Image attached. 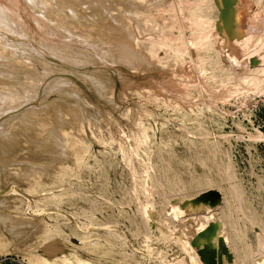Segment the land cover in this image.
<instances>
[{
  "label": "rangeland",
  "instance_id": "1",
  "mask_svg": "<svg viewBox=\"0 0 264 264\" xmlns=\"http://www.w3.org/2000/svg\"><path fill=\"white\" fill-rule=\"evenodd\" d=\"M58 1L52 6L55 10L46 11L49 19L55 15L47 23L33 17L36 14L24 3L18 9L26 24L46 26L45 36L66 32L73 36V48L93 42L99 49L88 51L92 57L87 62H65L62 56L37 60L41 76L31 72L32 66L19 69L18 81L25 83L20 87L14 79L0 77L1 90H11L19 98L14 107L12 101L6 103L12 108L4 107L0 117V141L5 139L0 144V255L25 264H193V256L196 264H207L209 254L212 262L221 254L229 256L231 264H258L256 260L264 257V90L252 91L254 82L247 77L254 68L235 70L216 46L212 29L219 16L216 2L134 0L139 10L132 12L136 2L130 0ZM262 1L254 0L239 15L237 22L247 36L264 38ZM100 9L109 10L103 14ZM124 36L128 42L135 40L130 42L133 48ZM116 37L122 39L124 52L115 50ZM100 49L102 53L96 52ZM186 69L195 78L204 74L205 83L191 87ZM54 80L69 81L56 89L50 86ZM218 85L221 90L213 89ZM50 132L62 134L57 137L64 140H58L60 144L66 146L67 138L73 144L66 149L55 145ZM211 188L219 191L220 201L212 219L201 218L204 226L196 236L202 240L200 246L183 229L181 222L187 217L178 218L169 210L175 199L195 198ZM148 200L159 224L145 217Z\"/></svg>",
  "mask_w": 264,
  "mask_h": 264
},
{
  "label": "bare ground",
  "instance_id": "2",
  "mask_svg": "<svg viewBox=\"0 0 264 264\" xmlns=\"http://www.w3.org/2000/svg\"><path fill=\"white\" fill-rule=\"evenodd\" d=\"M60 1V0H59ZM58 1V2H59ZM73 1V0H72ZM71 1V2H72ZM90 1V0H89ZM92 2H93V0H91ZM98 1V0H97ZM101 1V0H100ZM103 1V0H102ZM111 1H114V0H111ZM123 1V0H122ZM128 1V0H127ZM126 1V2H127ZM131 2L132 1H134V0H130ZM127 2V5H129V3H131V2ZM149 1V0H148ZM151 1V0H150ZM158 2H159V0H157ZM162 1V0H161ZM161 1H160V3H161ZM166 1V0H165ZM232 1V2H231ZM214 0V2H216L215 4H216V6H217V8H218V10H219V16H218V19H216L215 20V22L213 23V32H214V35L217 37V43H216V46L218 47V49L221 51V54H223V55H227V57H228V59L230 60V62L233 64V66H234V68H235V70H238V68H241V67H243V68H254V69H251V73L250 74H248L249 75V77H247V79H248V82L250 83V82H254L253 83V90L252 91H255V93H256V91L257 92H261L262 90H264V71H263V68H264V38L262 37V36H260V34L257 36H255V35H252V37L251 36H247V30L245 31L244 30V26H240L239 24H238V22H237V20H239V15L240 14H244V12L246 13V7H248L250 4H251V2H254V0H241V1H236V3H237V7H236V5H233V0ZM259 1H262V0H259ZM70 2V3H71ZM76 2V1H75ZM83 1H81L80 2V4L82 3ZM99 2V1H98ZM114 2H117L116 0L114 1ZM134 2H136V1H134ZM157 2V3H158ZM234 2H235V0H234ZM258 2V1H257ZM257 2H255L254 4H255V6L258 4ZM20 3H24L23 5L24 6H26L27 8H29L30 10H32V12L34 13V14H36V15H33V17L34 16H38L39 17V20L40 21H44L45 23H47L48 21H50V19H52V18H54V13L53 12H55V11H51V13L54 15L52 18H48V15L46 14L47 12L46 11H48V9H52L53 7H54V4H55V0H0V29H1V31L0 32H4L3 34H2V36H0V49H1V53H0V55L2 54V53H4V52H8L7 54H9V55H7V56H5L4 54H3V56L1 55L0 56V77H7V78H9V79H14V82H15V84H20L21 82L20 81H18V76H17V72H19V76H20V71H19V69H24V68H26V67H28V66H32L33 68H31V72L33 73V74H36L37 73V75L38 76H41V74L40 73H38L37 71L39 70L38 69V67L35 65V61H37V60H39L40 62H42L46 57H48V56H54V57H57V56H62L63 58V60L66 62V61H70V60H73L74 62H76L77 60L79 61L80 60V62H81V60H85L84 62H87V61H90L91 59L90 58H88V57H92V56H90L91 54H89L90 52H88V51H95L96 50V47H98L99 45L97 44V42H96V44H97V46L95 45H92V43H90V44H86V43H84L83 44V46L84 45H89L86 49L83 47V46H81V47H83V49L85 50V51H87V52H85L84 53V50H79L78 51V49H76L75 47H77V46H75L74 45V48L72 47L73 46V44L71 45V37L73 38V36H70V37H68L67 36V34H66V32H65V34H63V33H61V31L59 32V29H58V32L60 33V34H55V32H54V34H55V36L53 35V34H51L49 31V33L51 34V35H49V36H45V30L44 29H46V26H44L45 28H43L42 26V29L44 30V32L42 33V29L41 28H38V27H40L39 25H41L42 23H40V24H38L36 21V23H37V25L38 26H35L34 24V26L32 25V24H29V22L26 24L25 22H24V20H23V18L21 17V15H23V14H20V13H22V12H19V10L20 9H18V6H19V4ZM60 3H61V1H60ZM63 3H67V1H65V2H63ZM77 3V2H76ZM75 3V4H76ZM97 3V2H96ZM101 3V2H100ZM150 3V2H149ZM156 3V4H157ZM159 3V4H160ZM235 3V4H236ZM257 3V4H256ZM259 3H261V2H259ZM73 4V3H72ZM78 4V3H77ZM83 4V3H82ZM95 4V3H94ZM114 4V3H113ZM136 4L137 5V2L136 3H132L131 5L133 6V7H131L132 8V12H136V10L138 11L139 10V6H134V5ZM152 4V3H151ZM162 4H165L164 3V1H163V3H161V5ZM64 5V4H63ZM65 5H67V4H65ZM96 6H97V4H95ZM102 5V4H101ZM105 5H107V4H105ZM144 5V4H143ZM262 8L264 9V0L262 1ZM23 6V7H24ZM53 6V7H52ZM69 8H70V6L72 7V5H70V4H68L67 5ZM100 6V5H99ZM104 6V5H103ZM147 6V5H146ZM158 6V5H157ZM162 6H164V5H162ZM22 7V6H21ZM52 7V8H51ZM75 6H73L72 8L73 9H75L74 8ZM101 8H102V6H100ZM107 7V6H106ZM111 7V6H110ZM143 7V6H142ZM25 8V7H24ZM23 8V9H24ZM63 8H64V6H63ZM65 8H66V6H65ZM105 8V7H104ZM103 8V9H104ZM108 8H109V6H108ZM148 8V7H147ZM29 9H26V10H29ZM54 10H55V8H53ZM58 9L59 8H57L56 10L58 11ZM71 9V8H70ZM146 9V8H145ZM49 10V11H50ZM96 10V9H95ZM95 10H93V11H95ZM107 10H109V9H107ZM107 10H105V11H102L101 9H100V11H102L103 12V14L104 13H106V11ZM131 10V9H130ZM249 10V9H248ZM261 10V9H260ZM21 11V10H20ZM24 11V10H23ZM72 11H74V10H72ZM78 11V10H77ZM76 10H75V12H77ZM97 12L99 11V10H96ZM95 11V12H96ZM128 11V10H127ZM28 12V11H27ZM31 12V11H30ZM61 12V11H60ZM60 12H59V14H60ZM79 12V11H78ZM78 12L76 13V14H78ZM110 12V11H109ZM250 12V11H249ZM254 12L255 13H259V9H256V10H254ZM24 13V12H23ZM62 13V12H61ZM63 13H66V11L65 12H63ZM69 13H70V11H69ZM68 13V14H69ZM82 13V12H81ZM101 13V12H100ZM108 13V12H107ZM106 13V14H107ZM147 13V12H146ZM145 13V14H146ZM254 13V14H255ZM28 14V13H27ZM49 14V13H48ZM55 14H58V13H55ZM73 14H74V16L76 15L74 12H73ZM97 14V13H96ZM102 14V13H101ZM102 14V15H103ZM129 15H130V13H128ZM136 14V13H135ZM148 14V13H147ZM25 15H26V11H25ZM66 15L67 14H65V20L63 21V23H65V21H66ZM80 15V14H79ZM100 15V14H99ZM119 15V14H118ZM138 15V14H137ZM136 15V16H137ZM256 15V14H255ZM49 16V17H50ZM64 16V15H63ZM106 15H104V17H105ZM110 16V15H109ZM134 16V15H133ZM140 16V15H139ZM144 16V15H143ZM23 17H25V16H23ZM28 17V16H27ZM57 17V16H56ZM61 17V16H60ZM72 17V12H71V16H69V17H67V18H71ZM77 16H75V18L73 17V19H77L78 20V18H79V16L76 18ZM86 17V16H85ZM91 17V16H90ZM249 17H253V16H249ZM81 18V17H80ZM84 18V17H83ZM114 17L112 16V19H113ZM136 18H138V17H136ZM246 18H248V17H245V19ZM254 18V17H253ZM252 18V19H253ZM25 20H26V18H24ZM29 19V18H28ZM27 19V20H28ZM90 19V18H89ZM135 19V18H134ZM30 20V19H29ZM55 20V19H54ZM71 20V19H70ZM85 20V19H84ZM90 20H92V19H90ZM95 20V19H94ZM251 20V19H250ZM250 20H249V22H250ZM53 21V20H52ZM72 21V20H71ZM76 21V20H75ZM74 21V22H75ZM79 21V20H78ZM78 21H76L77 23H78ZM86 21H88V22H90L89 20H86ZM100 21V20H99ZM151 21V20H150ZM248 21V20H247ZM32 22V21H31ZM56 23V20L55 21H53V23ZM70 22V21H69ZM75 22V23H76ZM124 22V21H123ZM142 22V21H141ZM255 22V23H254ZM254 24H258V23H256V21L254 20ZM44 23V24H45ZM59 23V22H58ZM66 23H68V21L66 22ZM71 23V22H70ZM90 23H94V22H90ZM99 24H101V25H103V23H100V22H98ZM108 23V22H107ZM121 23V22H120ZM138 24H139V21L137 22ZM60 24H62V23H60ZM79 24V23H78ZM82 24V23H81ZM105 24V23H104ZM251 24H252V22H251ZM57 25V24H56ZM59 25V24H58ZM67 26V28H68V26L70 25L69 23L68 24H64V26ZM84 25H86L85 24V22H84ZM98 25V24H97ZM101 25H100V27H101ZM253 25V24H252ZM49 26V25H48ZM79 26H81V25H79ZM78 26V27H79ZM107 26L109 27V28H116L115 26H116V24L115 23H113V22H109L108 24H107ZM257 26V25H256ZM28 27V28H27ZM70 27V26H69ZM72 27V26H71ZM99 27V26H98ZM153 27V26H152ZM49 29V28H48ZM70 29H72V28H70ZM105 29H107V28H105ZM145 30V29H144ZM24 31V32H23ZM51 31H54L52 28H51ZM95 31V30H94ZM149 31V30H148ZM33 32H35L36 34H35V36L37 35V33H38V35L40 36V34H42V35H44L45 37H44V39L42 38H38V39H36L37 37H38V35H37V37H34V35H32L33 34ZM56 32H57V30H56ZM134 32V31H133ZM158 32V31H157ZM164 32V31H163ZM32 33V34H31ZM68 33V32H67ZM70 33V35H72L71 33H75V32H69ZM98 33H99V30H98ZM126 34H128L129 32H125ZM156 33V32H155ZM63 34V35H62ZM123 34V33H122ZM253 34H254V32H253ZM59 35H62L61 37H60V39H58L59 37ZM77 35H79V34H77ZM96 35V34H95ZM98 35V34H97ZM116 35V34H115ZM117 35H118V33H117ZM129 35V34H128ZM83 36V35H82ZM118 36H121V34L120 35H118ZM125 36H127V35H125ZM125 36H124V38L123 39H125ZM207 36V35H206ZM43 37V36H42ZM58 37V38H57ZM123 37V36H122ZM214 37V36H213ZM215 37V38H216ZM9 38H12L15 42H17L18 44H13V42H12V40H11V42L8 40ZM77 38V39H76ZM75 39L77 40V41H79V40H81V39H78V37H76ZM80 38H81V36H80ZM120 38V37H119ZM117 39V37L116 38H113L114 39V44H113V46H114V48H115V50L117 51V50H120V52L122 51V52H124V47H123V42H121V40L120 39ZM89 39V38H88ZM150 40V39H149ZM149 40L147 41V43L150 45L151 44V42L149 43ZM206 40V39H205ZM89 41H92V40H89ZM129 41H130V39H129ZM135 41V40H134ZM134 41L133 42H131L132 44L134 43ZM151 41V40H150ZM14 42V43H15ZM73 43L75 42V40H73L72 41ZM80 42V41H79ZM84 42H85V40H84ZM125 42H127L126 44H128L129 43V45H130V47H132L131 45V43L130 42H128V40L126 41V39H125ZM124 42V43H125ZM155 42V41H154ZM76 43V42H75ZM74 43V44H75ZM87 43H88V41H87ZM95 43V42H94ZM146 43V42H145ZM146 43V47H148V44ZM252 44V47L250 46V44ZM78 44V43H77ZM140 44V43H139ZM154 44V43H153ZM152 44V45H153ZM143 45V44H142ZM156 45V44H155ZM110 46V45H109ZM112 46V47H113ZM126 46H128V45H125V47ZM163 46V45H162ZM79 48V47H77V48H79V49H82V48ZM101 47V46H100ZM111 47V48H112ZM138 47V46H137ZM153 47H154V45H153ZM128 48V47H127ZM133 48V47H132ZM142 48H144V47H142ZM98 49H99V47H98ZM102 49H104V47L102 46ZM126 49V48H125ZM140 49V48H139ZM153 49H155V47L153 48ZM244 49V51H242ZM129 50H130V48H129ZM143 50H145V48L143 49ZM148 50V49H147ZM156 50V49H155ZM4 51V52H3ZM26 51H29V52H27L26 53ZM83 53H82V52ZM98 51H101V49L100 50H97L96 52H98ZM103 51V50H102ZM102 51H101V53H102ZM105 51V50H104ZM109 51H110V49H109ZM108 51V52H109ZM111 51H113V48H112V50ZM110 51V52H111ZM127 51V50H126ZM146 51V50H145ZM150 51H152L151 49H150ZM150 51H148L149 53H150ZM241 51H242V53H244V55L241 53ZM245 51H246V53H245ZM147 52V51H146ZM147 52V53H148ZM39 54V56H40V58H38V57H36V55H34V54ZM112 53V52H111ZM110 53V54H111ZM232 53V54H231ZM119 54V53H118ZM125 54V53H124ZM123 54V55H124ZM136 54V53H135ZM152 54V53H151ZM181 54V49H178V58L180 59L181 57H182V55H180ZM240 54H242V56H243V58L244 59H242L243 61H240V59L242 58V56L240 55ZM106 55V54H105ZM128 55V54H127ZM133 55H134V53H133ZM144 55V54H143ZM235 55H236V57H235ZM239 55L241 56V58L239 57ZM21 56L23 57L22 58V60H21V62H18L17 61V59H19V57L21 58ZM120 56V55H119ZM131 56H132V54H131ZM135 57L137 56V54L136 55H134ZM145 56V55H144ZM237 56H238V58H240V59H238L237 58ZM17 57V58H16ZM117 57V56H116ZM147 57V56H146ZM150 57H151V55H150ZM150 57H148V58H145V60H147V59H150ZM130 58V57H129ZM90 59V60H89ZM98 59V58H97ZM125 59V58H124ZM47 61V60H46ZM129 61H131V60H129ZM134 61V60H133ZM150 61V60H149ZM109 62V61H108ZM141 62V61H140ZM144 62V61H143ZM148 62V61H147ZM37 63V62H36ZM43 63V62H42ZM69 63V62H68ZM71 63V62H70ZM131 63V62H130ZM137 63V62H136ZM179 63H181L180 61H179ZM230 63V64H231ZM146 64V63H145ZM166 64V63H165ZM21 65V66H20ZM26 65V66H25ZM46 65V64H45ZM143 65V64H142ZM151 65V64H150ZM153 65V64H152ZM180 65V64H179ZM182 65V64H181ZM179 66V69H180V67H182V66ZM17 67H18V69H17ZM191 67V66H190ZM50 68V67H49ZM53 68L54 67H52L51 69V71H55V70H53ZM28 69V68H27ZM30 69V68H29ZM47 69H48V67H47ZM47 69H45V70H47ZM57 69V68H56ZM188 70L189 69H186V70H183V71H185L186 73H187V75L189 76L188 77V79H187V82L189 83V85L191 86V87H195V88H197L198 86H202L204 83H205V80L207 79V77L206 76H204V74H200L199 76H197V78H195V76H193L192 77V75H193V72H188ZM234 70V69H233ZM245 70V69H244ZM23 70H21V72H22ZM247 71V70H246ZM28 72V71H27ZM30 72V73H31ZM23 73V75L26 73H24V72H22ZM29 73V72H28ZM29 73V74H30ZM30 74V77H31V75L33 76V74ZM203 73V72H202ZM28 74V75H29ZM40 74V75H39ZM50 74V73H49ZM51 74H53V72L51 73ZM50 74V75H51ZM47 75V74H46ZM198 75V74H197ZM45 77V76H44ZM27 77H25L24 79H26ZM35 78H37L36 76H35ZM35 78H33V79H35ZM21 79V78H20ZM31 79V78H30ZM40 79H41V77H40ZM23 80V79H22ZM28 82H29V80L28 79H26ZM38 80H39V78H38ZM97 80H99L98 78H97ZM1 82H2V80H0ZM67 81V80H66ZM66 81L65 80H60V81H55L54 80V82L55 83H57V84H55V86L54 85H52V84H54V82H52V84L50 85V86H52L53 88H55L56 87V89H58V87H60L61 85H63V87H65L66 85L65 84H67L66 83ZM69 81V80H68ZM67 81V82H68ZM27 82V83H28ZM100 84H101V82L100 81H98ZM3 83H4V80H3ZM3 83H1V85L3 84ZM6 83H7V80H6ZM9 83V82H8ZM8 83H7V85H8ZM97 83V82H96ZM14 84V83H13ZM21 84H25V83H21ZM21 84L19 85V87L21 86ZM69 84H70V82H69ZM6 85V86H7ZM65 85V86H64ZM3 86V85H2ZM39 86V85H38ZM49 86V87H50ZM1 87V86H0ZM22 87H23V85H22ZM36 87V86H35ZM51 87V88H52ZM221 87L222 86H220V85H218V86H216V87H213V89H216V91H218V90H221ZM237 87V86H236ZM4 88V87H3ZM8 88H9V86H8ZM7 88V89H8ZM12 88H13V86H12ZM12 88H10V89H12ZM14 88L15 89H17V90H19L18 89V87L16 86H14ZM13 88V89H14ZM30 88H31V86H30ZM52 88V89H53ZM104 88V87H103ZM241 88V87H240ZM252 88V87H251ZM32 89V88H31ZM34 89V88H33ZM67 89V88H66ZM228 89H230V90H235L234 88L232 89V88H229V87H225V91L226 90H228ZM248 89V88H247ZM0 90H1V88H0ZM5 90H6V87H5ZM28 90H30V89H28ZM55 90V89H54ZM61 90H63V89H61ZM237 90H239L238 88H237ZM248 90H250V89H248ZM1 91H3V92H1ZM0 92V117L2 116V110L4 109V107H5V104L7 103V104H9L10 105V103H11V101H12V105H13V101L14 102H17V101H15L14 99H19L18 97H16L15 98V95H14V92H12L11 93V90H6V91H4V90H1ZM12 91H14V90H12ZM65 91V90H64ZM67 91H69V88L67 89ZM242 91V90H241ZM36 92H38L37 90H36ZM57 92V91H56ZM60 92H62V91H60ZM237 92V91H236ZM17 93H19V92H17ZM21 93V92H20ZM59 93V92H58ZM63 93H65V94H67V93H69V92H63ZM62 94V93H61ZM22 95V94H21ZM24 95H26L27 96V94H24ZM33 95H34V93H33ZM63 95V94H62ZM70 95V94H69ZM61 96V95H60ZM65 96V95H64ZM67 96V95H66ZM65 96V97H66ZM21 97V96H20ZM29 97V96H28ZM63 97V96H62ZM227 98V97H226ZM22 99V98H21ZM44 99V98H43ZM229 99V98H228ZM27 100V99H26ZM24 101V100H23ZM9 102V103H8ZM21 102V101H20ZM19 103V102H18ZM15 105V104H14ZM14 105H13V107H14ZM18 105V104H17ZM33 105V104H32ZM54 105V104H53ZM55 106V105H54ZM6 107H9V109H11L12 107L11 106H6ZM6 107H5V109L4 110H9L8 108L6 109ZM11 107V108H10ZM17 107V106H16ZM68 108V107H67ZM71 108V107H70ZM21 109V108H20ZM19 109V110H20ZM22 109H23V107H22ZM30 109V108H29ZM32 109V108H31ZM30 109V110H31ZM52 109V108H51ZM3 110V111H4ZM35 110V109H34ZM37 110V109H36ZM57 110V109H56ZM55 110V111H56ZM60 110V109H59ZM43 111V110H42ZM30 112V111H29ZM59 111L57 110V112L56 113H58ZM81 112V111H80ZM39 113V112H38ZM49 113V112H48ZM61 113V112H60ZM59 113V114H60ZM37 114V113H36ZM55 114V113H54ZM59 114H55V116L57 115V117H59L58 115ZM44 115V114H43ZM51 115H52V113H51ZM51 115H49L50 117H51ZM22 117H24V116H22ZM34 117V116H33ZM7 118V117H6ZM53 118V117H52ZM2 119V118H1ZM0 119V120H1ZM5 120V119H4ZM15 120V119H14ZM3 121V120H2ZM5 121H7V120H5ZM16 121V120H15ZM14 121V123H17V121L15 122ZM19 121L20 120H18V123H19ZM32 121V120H31ZM54 122V121H53ZM1 123V122H0ZM60 123V122H59ZM58 123V124H59ZM13 124V123H12ZM21 124V123H20ZM57 124V123H56ZM11 124H9V126H10ZM25 125V124H24ZM60 126H61V124H60ZM3 127V126H2ZM13 127V126H12ZM24 127V126H23ZM8 128V130H9V127H7ZM53 128V127H52ZM21 129V128H20ZM26 129V128H25ZM62 129V128H61ZM7 130V129H6ZM13 130V129H12ZM53 130H55V129H53ZM52 129H51V131H53ZM57 130H59V132H60V129H57ZM3 132H4V130H3ZM2 133V132H1ZM8 133V132H7ZM10 133V132H9ZM51 133V132H50ZM53 133H54V131H53ZM61 133V132H60ZM60 133H58V134H60ZM5 134V133H4ZM55 134H56V132H55ZM55 134H52L51 133V135L49 134V136H50V140H52L53 142L52 143H54L55 145H58V144H60V141H58V140H61V139H58L57 137H59L60 138V135L62 136V134H60L59 136H56ZM5 135H7V134H5ZM4 135V136H5ZM70 135H71V133H70ZM72 136V135H71ZM6 137V136H5ZM18 138V137H17ZM62 138V137H61ZM3 139V138H2ZM63 139H64V137H63ZM72 138H67L66 139V146H65V144H63L62 142L64 141V140H61L62 142V144L64 145L63 146V148L65 147V149H66V147L68 148V147H70V145H72L73 144V141L74 140H71ZM5 140V139H4ZM3 140V141H4ZM3 141H0V144H2L3 143ZM16 142V141H15ZM14 143V142H13ZM76 143V142H75ZM62 144H60V145H62ZM12 145V144H11ZM54 145V146H55ZM46 146V145H45ZM3 147H5V146H3ZM10 147V146H9ZM18 147V146H17ZM50 147V146H49ZM59 147V146H58ZM20 148V147H19ZM18 148V149H19ZM63 148H62V150H63ZM54 149H56L55 147H54ZM15 151V150H14ZM47 151V150H46ZM58 151V150H57ZM56 151V152H57ZM67 151V150H66ZM31 152V151H30ZM55 152V153H56ZM60 153V152H59ZM58 153V154H59ZM9 154H11V153H9ZM8 154V155H9ZM49 154V153H48ZM55 155V154H54ZM57 155V154H56ZM63 155H64V153H63ZM62 155V156H63ZM11 156V155H10ZM67 156V155H66ZM30 157V156H29ZM60 157V156H59ZM58 157V158H59ZM69 157V156H68ZM3 164V163H2ZM24 169V168H23ZM35 170V169H34ZM21 172H22V170H20ZM25 171V170H24ZM145 180V179H144ZM4 199V198H3ZM173 200V199H172ZM30 201V200H29ZM219 201H220V193H219V191L218 190H215V189H209V190H207L206 192H203V193H201L198 197H195V198H185V199H183V200H181V199H175L174 200V202H173V205L171 206V209L169 210V211H173L174 212V214H176V216H178V218H179V216H183V215H185L187 218H186V221H184V222H181L182 223V226L184 227L183 229H184V231L185 232H187V233H189V234H191L192 235V237L194 238V240H196L197 242H198V245H200L201 243H202V240L200 239V238H197L196 236L197 235H199V231L201 230V228H203V226H204V223L202 222V217L204 218V219H208V220H210V219H212V217H213V213H214V207H216L218 204H219ZM29 205V204H28ZM11 207V206H10ZM29 207V206H28ZM143 210H144V214H145V217H146V219H147V221H149V222H151V224L153 223V224H159L161 221H160V219L158 220L157 219V214L154 212V208H153V205H152V203H151V201L150 200H148V203L145 205V207L143 208ZM143 212V211H142ZM171 214V213H170ZM159 216V215H158ZM11 217V216H10ZM184 217V216H183ZM159 218V217H158ZM214 219V218H213ZM209 222V221H208ZM180 223V224H181ZM210 223V222H209ZM87 225V224H86ZM216 226V225H215ZM220 226V225H219ZM91 227V226H90ZM108 227V226H107ZM112 227V226H111ZM163 227V226H162ZM82 228V227H81ZM112 229V228H111ZM89 230V229H88ZM199 232V233H198ZM202 232V231H201ZM204 232H206L205 230H204ZM209 232V231H208ZM211 232V231H210ZM207 234V233H206ZM201 235V234H200ZM204 235V233L202 234V236ZM208 235H209V233H208ZM212 236V238H213V235H211ZM210 236V237H211ZM205 237V236H204ZM217 237V236H216ZM222 237V236H221ZM1 238V237H0ZM206 238V237H205ZM202 239H204V238H202ZM207 239V238H206ZM208 239H209V237H208ZM214 239V238H213ZM212 239V240H213ZM205 240V239H204ZM203 240V241H204ZM224 240H225V237H224ZM217 241V240H216ZM221 241V240H220ZM199 242H201V243H199ZM205 242H206V240H205ZM213 242V241H212ZM222 242V241H221ZM1 244H2V242H0ZM194 243H195V241H194ZM224 243H226V241L224 242ZM204 244V243H203ZM206 244H207V242H206ZM213 244H215V243H213ZM218 244H222L223 245V242L222 243H218ZM185 245V244H184ZM187 245V244H186ZM205 245V244H204ZM210 245V244H209ZM222 245L220 246L221 248H222ZM201 246V245H200ZM208 246V245H207ZM206 246V247H207ZM215 246V245H214ZM214 246L213 245H211V247H213V249H214ZM186 247V246H185ZM202 247H204V246H202ZM224 247V246H223ZM215 248H217V247H215ZM219 248V247H218ZM217 248V249H218ZM187 249V248H186ZM205 249V248H204ZM203 249V250H204ZM207 250H208V247L206 248ZM210 249V248H209ZM213 249L211 248L210 249V252L211 251H213ZM216 249V250H217ZM236 249V248H235ZM187 251H188V249H187ZM223 251V250H222ZM205 252V251H204ZM207 253V252H206ZM212 253V252H211ZM217 253V252H216ZM214 254V253H213ZM237 254V253H236ZM204 255H205V253H204ZM210 255V254H209ZM208 255V256H209ZM215 255V254H214ZM213 255V256H214ZM221 255V254H220ZM219 254L218 255H215L214 257L216 258V260L214 259V263L215 264H231V263H229L228 262V258H229V256H220ZM205 257L206 259H205V261H206V263L207 264H211V263H213L212 262V258L213 257H211L210 256V259H209V257ZM264 256V255H263ZM192 258V261L193 262H195V263H193V264H196L197 263V257L196 256H193V257H191ZM230 261L231 260H233L232 259V257L229 259ZM257 263L258 264H264V257L262 258H258L257 260ZM234 263H236V262H234ZM45 264H48V263H45Z\"/></svg>",
  "mask_w": 264,
  "mask_h": 264
},
{
  "label": "built area",
  "instance_id": "3",
  "mask_svg": "<svg viewBox=\"0 0 264 264\" xmlns=\"http://www.w3.org/2000/svg\"><path fill=\"white\" fill-rule=\"evenodd\" d=\"M15 262L20 264H25L11 255H5V256L0 255V264H14Z\"/></svg>",
  "mask_w": 264,
  "mask_h": 264
}]
</instances>
